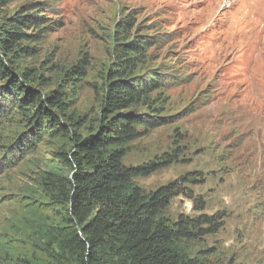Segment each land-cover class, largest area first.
I'll return each mask as SVG.
<instances>
[{"label":"rangeland","instance_id":"rangeland-1","mask_svg":"<svg viewBox=\"0 0 264 264\" xmlns=\"http://www.w3.org/2000/svg\"><path fill=\"white\" fill-rule=\"evenodd\" d=\"M27 1L12 3L10 11ZM41 1L51 11L52 30L30 61L55 69L89 59L71 109L87 126L100 116L103 76L120 22L135 23L133 35L153 37L147 67L167 74L155 100L167 123L134 140L124 162L140 166L173 158L136 179L146 191L198 174L201 182L191 188L205 201L204 210L179 196L168 213L223 220L218 232L190 242L191 254L207 250L215 264H264V0ZM48 68L46 76L55 77L56 85L61 74ZM21 130L0 122L1 143H11ZM72 145L70 131L60 130L1 168L0 264H18V258L52 264L62 252L52 234L58 204L42 180L51 171L68 175L59 161Z\"/></svg>","mask_w":264,"mask_h":264},{"label":"trees","instance_id":"trees-1","mask_svg":"<svg viewBox=\"0 0 264 264\" xmlns=\"http://www.w3.org/2000/svg\"><path fill=\"white\" fill-rule=\"evenodd\" d=\"M16 1L0 0V122L22 130L11 143L0 141V170L34 151L45 136L70 131L73 145L59 161L68 175L51 171L42 180L58 204L53 212L60 216L52 234L62 252L52 264H215L207 250L191 254L189 244L218 232L223 217L174 218L168 213L179 196L193 200L194 210H204L205 201L191 188L201 182L198 174L188 172L146 191L136 179L173 163V158L140 166L124 162L134 140L167 123L155 107L167 74L147 67L153 37L133 35L135 23L120 22L112 63L103 76L100 116L87 126L71 109L89 59L55 69L33 64L30 60L52 30L51 18L41 0L10 11ZM47 68L61 74L56 85L55 77L46 76ZM27 259L18 258V264H33Z\"/></svg>","mask_w":264,"mask_h":264}]
</instances>
